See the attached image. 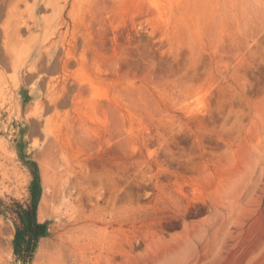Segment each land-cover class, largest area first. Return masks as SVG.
<instances>
[{
	"label": "rangeland",
	"instance_id": "obj_1",
	"mask_svg": "<svg viewBox=\"0 0 264 264\" xmlns=\"http://www.w3.org/2000/svg\"><path fill=\"white\" fill-rule=\"evenodd\" d=\"M0 264H264V0H0Z\"/></svg>",
	"mask_w": 264,
	"mask_h": 264
},
{
	"label": "trees",
	"instance_id": "obj_2",
	"mask_svg": "<svg viewBox=\"0 0 264 264\" xmlns=\"http://www.w3.org/2000/svg\"><path fill=\"white\" fill-rule=\"evenodd\" d=\"M29 183V198L26 204L13 200L12 214L14 218V246L18 252L29 255L34 250L38 240L45 235L46 226L37 222V207L41 196L40 177L35 163ZM29 259V258H28Z\"/></svg>",
	"mask_w": 264,
	"mask_h": 264
}]
</instances>
